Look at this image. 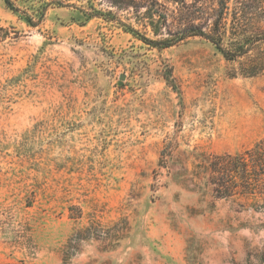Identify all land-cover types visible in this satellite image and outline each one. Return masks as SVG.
<instances>
[{"label": "rangeland", "instance_id": "obj_1", "mask_svg": "<svg viewBox=\"0 0 264 264\" xmlns=\"http://www.w3.org/2000/svg\"><path fill=\"white\" fill-rule=\"evenodd\" d=\"M11 1L0 264H264V198L217 200L191 177L202 154L264 139V74L200 37L153 48L123 24L163 36L109 0Z\"/></svg>", "mask_w": 264, "mask_h": 264}, {"label": "trees", "instance_id": "obj_2", "mask_svg": "<svg viewBox=\"0 0 264 264\" xmlns=\"http://www.w3.org/2000/svg\"><path fill=\"white\" fill-rule=\"evenodd\" d=\"M3 1L18 12L11 0ZM109 4L134 11L139 24L151 28L155 37L163 36L150 38L123 24L153 48L163 50L200 37L214 45L226 61L239 64L242 76L264 74V0H109ZM106 15L95 11L89 17L110 19ZM171 17L178 18L181 25L172 28ZM27 22L38 25L29 17ZM162 156H168L166 150ZM191 177L193 184V180L207 183L217 200L264 198V139L234 155L202 154Z\"/></svg>", "mask_w": 264, "mask_h": 264}]
</instances>
